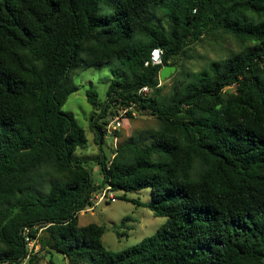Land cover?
<instances>
[{
	"label": "trees",
	"instance_id": "1",
	"mask_svg": "<svg viewBox=\"0 0 264 264\" xmlns=\"http://www.w3.org/2000/svg\"><path fill=\"white\" fill-rule=\"evenodd\" d=\"M206 37L240 48L185 70ZM156 48L176 68L167 95L162 66H144ZM114 60L106 99L86 92L97 145L119 106L135 104L157 128L109 159L100 151L96 180L74 157L85 132L62 107L76 71ZM143 87L152 93L138 96ZM107 187L149 188L137 204L164 223L106 250L104 228L79 227L78 216ZM24 228L39 246L27 264L53 254L68 264H264V0H0V264L25 255Z\"/></svg>",
	"mask_w": 264,
	"mask_h": 264
},
{
	"label": "rangeland",
	"instance_id": "2",
	"mask_svg": "<svg viewBox=\"0 0 264 264\" xmlns=\"http://www.w3.org/2000/svg\"><path fill=\"white\" fill-rule=\"evenodd\" d=\"M193 50L187 53L191 58L183 61V68L187 71H198L208 61L226 58L231 51H238L240 46L234 41L223 38L216 41L215 37H206L201 42L192 46ZM118 66L116 60L108 65L98 68L78 70L72 76V83L77 91L69 95L62 107L65 113H71L78 125L83 128L87 143L83 148H77L74 157L80 159L85 168L93 169L94 177L97 180L98 167L95 158L100 151L109 159L115 148L125 139L131 136L138 137L145 135L146 131L155 130L157 121L148 112H140L136 118L124 120L121 128L115 134L114 139L107 137L101 147L96 142V132L89 126L90 117L97 109L88 104L86 92L93 90L103 102L106 99V92L113 80L112 71ZM169 78L164 82L162 94L167 95L175 80ZM116 201H102L96 206L88 207L78 216V226L83 227L95 224L104 228L102 243L106 250L116 253L139 244L144 238L153 235L164 223L165 218L156 217L153 213L137 203L146 204L150 201V189L145 188L132 192H112ZM127 219L124 223L123 220ZM37 250L39 246L37 245ZM51 258L55 264H68L61 256L53 254L46 255L38 264H47Z\"/></svg>",
	"mask_w": 264,
	"mask_h": 264
},
{
	"label": "built area",
	"instance_id": "3",
	"mask_svg": "<svg viewBox=\"0 0 264 264\" xmlns=\"http://www.w3.org/2000/svg\"><path fill=\"white\" fill-rule=\"evenodd\" d=\"M162 56L163 51L160 48L154 49L151 54L149 60L144 63V66H162ZM152 93V90L148 87H143L138 91V96L145 97ZM138 112L136 110L135 104H129V106H119L113 115L107 118V123L105 124V134L104 139L107 137H111L114 139L115 133L121 128L122 122L124 120H129V118H136ZM115 140V139H114ZM102 201H110L115 202V196L110 191V188L107 187L103 189L99 194L95 195L93 199L90 200L92 206H96L98 203ZM91 208V207H90ZM84 212V211H83ZM35 228H24L21 230V234L24 239L26 253L25 255L12 263H4V264H27L33 254H35L37 250L36 239L31 237L30 232Z\"/></svg>",
	"mask_w": 264,
	"mask_h": 264
},
{
	"label": "water",
	"instance_id": "4",
	"mask_svg": "<svg viewBox=\"0 0 264 264\" xmlns=\"http://www.w3.org/2000/svg\"><path fill=\"white\" fill-rule=\"evenodd\" d=\"M176 71V68L173 66H163L158 73V79L160 82H164L165 79L169 78L171 74H174Z\"/></svg>",
	"mask_w": 264,
	"mask_h": 264
}]
</instances>
